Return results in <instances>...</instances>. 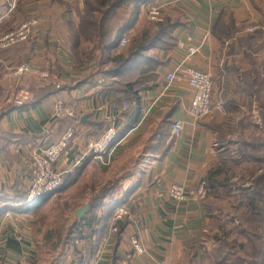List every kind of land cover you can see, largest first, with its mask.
Segmentation results:
<instances>
[{"label": "crops", "instance_id": "1", "mask_svg": "<svg viewBox=\"0 0 264 264\" xmlns=\"http://www.w3.org/2000/svg\"><path fill=\"white\" fill-rule=\"evenodd\" d=\"M151 4L163 5L171 41L164 40L147 52L131 71L145 77L155 74L139 91V124L116 150L129 138L148 141L154 134L162 136L167 121L181 122L183 128L157 155L141 146L145 162L122 182L126 199L119 207L125 206L128 212L124 226L121 231L116 226L117 232L112 233L114 216L97 212L105 217L89 264H181L191 250H200L210 224L204 203H175L168 196L170 185L198 188L219 160L217 146L223 131L227 138L236 137L238 126L249 122L258 124L264 135V0H159ZM69 5L77 11L84 8L83 0H0V37L30 18L39 19L27 42L0 55V264H73L76 259L72 251L62 249L65 234L60 233L65 229L54 232L52 226L40 223L46 201H22L30 188L33 153L56 142L71 123L52 118L55 100L63 98L75 108L76 120L81 119L66 157L57 166L65 176L81 169V176L68 183L69 190L86 182L92 166L107 169L93 157L74 164L111 122L121 127L128 120L113 81L95 75L99 53L82 67L77 64L70 37L75 12H68ZM149 5L141 6L133 29L124 37L128 45L145 28L156 30L157 23L148 20ZM245 37H256L258 48L245 49L241 45ZM88 46L83 48L91 51L94 45ZM127 47H118L114 55ZM189 47L199 51L186 65L208 72L214 81L211 112L198 122L190 115L193 90L187 80L179 76L171 85L166 80V74L187 57ZM23 65L28 70L20 74ZM149 68L154 72H148ZM134 234L144 253L135 251Z\"/></svg>", "mask_w": 264, "mask_h": 264}, {"label": "trees", "instance_id": "2", "mask_svg": "<svg viewBox=\"0 0 264 264\" xmlns=\"http://www.w3.org/2000/svg\"><path fill=\"white\" fill-rule=\"evenodd\" d=\"M61 1V0H57ZM159 0H83L84 8L82 11H77L72 5L67 7L68 12L72 9V13L75 12L73 20V29L71 30V35L73 41V48L77 56V64L82 67L84 61H92L97 53L98 58V68L95 71V75H100L102 78L110 79L113 81L111 85L114 90L120 92L119 102L124 104L129 102V107L126 109L124 115L128 116V120L125 124H118V132L115 139L116 147L121 146L122 141L129 135V133L137 127L139 124V91L147 87V82H149L155 73H151L150 76L145 77L143 75L138 76L136 73H132L137 61L144 58L146 53L151 49L162 45L164 40L170 42L171 31L168 27V21H163L162 23H157L156 30L150 28H145L142 32L135 35L130 44L127 45L123 52L114 55V52L118 49L120 41L125 36L130 34L133 29L136 20L138 18L141 6L148 5ZM129 9V11L127 10ZM124 10H127L124 11ZM121 20V22H117ZM232 33V32H230ZM31 37V36H30ZM224 39H229L230 37H222ZM256 37H245L241 40V45L245 49H257L258 43H256ZM94 45L91 51L88 48H83V45ZM88 46V47H89ZM83 54V57H80ZM146 58V57H145ZM104 66V67H103ZM138 67V66H137ZM154 70L150 69L148 72ZM94 76V75H92ZM131 103H135L133 107ZM131 111V113L129 112ZM133 113V114H132ZM263 126H264V112H263ZM80 121L81 119L78 118ZM167 128L162 129V139L157 141V144L152 143L147 149L152 152V155H157L161 151L171 144L174 136L171 135V130H168L169 126H173L174 123L167 121L164 124ZM253 126V128H252ZM103 124H101V128ZM238 127L239 133L236 137L227 138V134L223 131V135L220 137L218 142L219 160L216 161L214 166L208 171L207 176L203 179L206 188V197L202 200L204 203L207 215L209 219H215L217 216L212 215L211 209L215 207L214 199H219L222 194L229 195L233 190L229 182L234 179L232 173L233 170L242 166L244 163H256L264 164V135L259 131V125H251V123L240 124ZM252 131L246 133L247 130ZM103 130V128H102ZM160 131V132H161ZM104 132V130H103ZM171 139H170V135ZM260 132V133H259ZM230 134H236L230 133ZM156 135H152L149 138L151 142ZM224 139V143L221 141ZM234 148V149H231ZM257 175L253 184L242 191L243 198L245 201L236 207V211H240L242 215H234L236 217L244 218L248 224L251 226L262 222L263 223V233L264 234V169ZM126 178L120 179V190L117 194H110V192H105V194L100 195L91 204V209L83 220L76 218L70 229L63 230L60 234L64 232L62 249H68L72 251L76 259L73 264H89V260L94 255L96 249L98 248V241L101 223L104 220V215L114 216L117 208L123 199H126V194L122 190V182ZM121 195L123 198H121ZM28 193L24 195L22 201L27 203ZM52 196L45 195L39 200H47L48 197ZM244 209V210H243ZM98 211H102L104 215L99 216ZM109 218V219H110ZM227 219L229 217H226ZM226 219V220H227ZM108 223V221H107ZM234 224V217L230 221H224L220 226V231L215 232L210 235V242L219 243L217 248V262L216 264H231L228 258L222 255L224 250L229 247L228 242L230 237H232L235 232L227 229V224ZM107 225V224H105ZM115 226L118 227V231H121L124 224L121 220L115 222ZM255 227V226H254ZM222 231V234H221ZM236 234H241L236 233ZM60 236V237H61ZM250 241L255 240L261 242L260 234L250 235ZM61 241V239H60ZM244 246H241V248ZM253 249L256 250L257 247L253 245ZM192 252V253H191ZM192 261L196 258L198 249L191 250ZM256 254L255 252L253 255ZM195 255V256H193ZM251 258H255L251 256ZM257 258L254 259L256 263L254 264H264V243L263 247L260 249V253ZM191 263V262H190ZM241 264V263H240Z\"/></svg>", "mask_w": 264, "mask_h": 264}, {"label": "rangeland", "instance_id": "3", "mask_svg": "<svg viewBox=\"0 0 264 264\" xmlns=\"http://www.w3.org/2000/svg\"><path fill=\"white\" fill-rule=\"evenodd\" d=\"M31 19L39 21L37 17L28 20ZM21 67L19 69H21ZM19 69L18 73H20ZM15 99H18V97ZM16 102L17 104L22 103L19 99L16 100ZM238 129H240V127ZM160 138L161 136L158 134L151 142L146 141V138L138 140L129 138L124 142L125 144L122 148L114 152V159L109 165H107L108 167L106 170H103L101 166H92L89 171V178L86 182L84 184L80 183L78 187L76 186L72 190L67 189V185L72 179L81 176V169L74 172L75 175L73 176H65L62 180L61 187L52 193V196L48 197L47 200H45V204L41 206V209L45 210L40 214V223L43 226H52L54 232H61V229H65V231L68 230L76 220L75 212L77 209L84 207L86 204L91 205L97 197L105 194V192L117 194L120 190V179L127 178L131 174L139 171L142 163L145 162L146 154L141 150L144 148L147 149L152 143L157 144V141L160 140ZM221 141L224 143V139H221ZM259 168L264 169V164L253 165L247 163L232 171L233 175L234 173L235 175L234 179L231 180L229 184L233 191L229 195L223 193L222 199L220 197L219 199H214V201H212L215 207L211 209L210 212L212 215L217 216V218L209 219L210 224L208 233L205 235L204 241H201V243H204L203 246H201L202 244L200 245V250H198L194 262L192 261L191 252L189 257L187 256V258L180 261L181 264H216V253L219 243L210 242V235H213L217 231L219 232L220 226L224 221H230L232 217H234L235 223L227 224V229L235 232V234L230 237V241L228 242L229 247L222 252V255H224L225 258H228L231 264H254L256 263L254 259H260L257 257L264 243V234H261L263 233V223L258 222L251 226L245 222L246 220L244 218L234 216H238L239 214L242 215L240 211L237 212L235 209L241 201H245L242 191L253 184V179L262 172V170L260 172L257 171ZM226 217L229 218L227 219ZM238 231L241 234H236ZM251 234H260L261 242H257L255 238H253L254 240H252V242H249ZM253 245L257 247L256 250L253 249ZM241 246L244 247L241 248ZM254 252L256 254L253 255ZM251 256L255 258H251Z\"/></svg>", "mask_w": 264, "mask_h": 264}, {"label": "built area", "instance_id": "4", "mask_svg": "<svg viewBox=\"0 0 264 264\" xmlns=\"http://www.w3.org/2000/svg\"><path fill=\"white\" fill-rule=\"evenodd\" d=\"M148 20L153 23H161L164 20L163 5L150 4L147 12ZM39 25V21L31 19L15 30L0 37V54L4 51L17 47L29 40L34 29ZM128 45V40L122 38L119 47L124 48ZM199 49L189 47L188 55L182 63L175 66L166 74L168 85H171L179 76H183L190 88L193 90V96L190 105V115L196 122L207 117L211 112L212 94L214 90V81L208 72L198 70L187 66L188 59L198 53ZM28 70V66L23 65L19 69L20 73ZM22 105L23 103H18ZM129 107L128 103L124 104V109ZM76 111L63 98H57L53 105V119H64L71 121L66 127L63 135L54 143L47 145L44 148L36 150L32 155V163L30 169V188L27 196V203L32 204L38 201L45 195L54 193L61 187L65 172H59L57 166L60 161L66 157V154L71 147L76 137ZM76 121V122H75ZM183 125L181 122L174 123L171 130V135L176 137L182 132ZM118 127L114 122H111L103 133L96 139L92 140L86 151H84L77 159L74 166H79L88 158L93 157L107 166L111 163L112 156L118 144H115ZM205 183L202 181L196 190H189L182 184L174 183L168 189V196L177 204H185L192 200H203L206 197ZM128 215L125 206L118 207L110 225L112 233L117 232L115 222L123 220ZM131 243L137 253H144V247L137 234H134Z\"/></svg>", "mask_w": 264, "mask_h": 264}, {"label": "water", "instance_id": "5", "mask_svg": "<svg viewBox=\"0 0 264 264\" xmlns=\"http://www.w3.org/2000/svg\"><path fill=\"white\" fill-rule=\"evenodd\" d=\"M87 119V116L84 117L83 120ZM91 206L90 205H85L84 207H81L79 210H77L76 215L79 220H83L85 216L88 214L90 211Z\"/></svg>", "mask_w": 264, "mask_h": 264}]
</instances>
